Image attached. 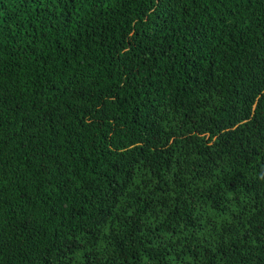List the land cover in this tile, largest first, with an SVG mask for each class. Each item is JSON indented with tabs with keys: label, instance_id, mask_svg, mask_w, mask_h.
Here are the masks:
<instances>
[{
	"label": "trees",
	"instance_id": "trees-1",
	"mask_svg": "<svg viewBox=\"0 0 264 264\" xmlns=\"http://www.w3.org/2000/svg\"><path fill=\"white\" fill-rule=\"evenodd\" d=\"M0 264H264V0H0Z\"/></svg>",
	"mask_w": 264,
	"mask_h": 264
}]
</instances>
